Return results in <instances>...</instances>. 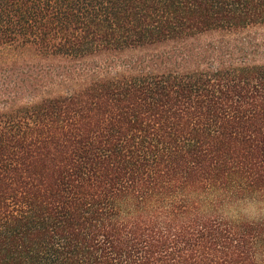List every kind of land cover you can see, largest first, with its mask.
<instances>
[{
    "label": "trees",
    "instance_id": "1",
    "mask_svg": "<svg viewBox=\"0 0 264 264\" xmlns=\"http://www.w3.org/2000/svg\"><path fill=\"white\" fill-rule=\"evenodd\" d=\"M258 25L264 0H0V264H264V213L196 197L264 206Z\"/></svg>",
    "mask_w": 264,
    "mask_h": 264
},
{
    "label": "rangeland",
    "instance_id": "2",
    "mask_svg": "<svg viewBox=\"0 0 264 264\" xmlns=\"http://www.w3.org/2000/svg\"><path fill=\"white\" fill-rule=\"evenodd\" d=\"M244 32L248 34L246 39H264V25L250 27ZM198 39H240V36L211 33L202 35ZM190 197L193 196L191 195ZM196 197L203 199L202 208L206 214L219 215L232 220H241L242 218L257 219L264 213L262 209L264 206L257 201L252 202V199L249 198L237 200L232 197H224L219 191H209L207 194H196ZM213 199H218L216 200L218 206L213 205Z\"/></svg>",
    "mask_w": 264,
    "mask_h": 264
}]
</instances>
